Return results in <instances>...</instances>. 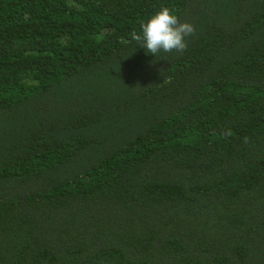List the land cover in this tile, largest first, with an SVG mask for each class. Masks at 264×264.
Segmentation results:
<instances>
[{
	"label": "trees",
	"instance_id": "16d2710c",
	"mask_svg": "<svg viewBox=\"0 0 264 264\" xmlns=\"http://www.w3.org/2000/svg\"><path fill=\"white\" fill-rule=\"evenodd\" d=\"M0 264H264V0H0Z\"/></svg>",
	"mask_w": 264,
	"mask_h": 264
},
{
	"label": "clouds",
	"instance_id": "9594fccd",
	"mask_svg": "<svg viewBox=\"0 0 264 264\" xmlns=\"http://www.w3.org/2000/svg\"><path fill=\"white\" fill-rule=\"evenodd\" d=\"M141 29V33L133 31L130 36L147 53L153 55L161 51L182 54L188 47L186 38L195 31L193 24L181 22L175 11L167 6H163L142 23Z\"/></svg>",
	"mask_w": 264,
	"mask_h": 264
}]
</instances>
